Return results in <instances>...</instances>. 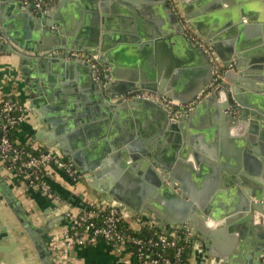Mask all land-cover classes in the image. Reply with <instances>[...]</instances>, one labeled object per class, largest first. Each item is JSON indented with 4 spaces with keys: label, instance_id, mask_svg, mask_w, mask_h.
<instances>
[{
    "label": "crops",
    "instance_id": "obj_1",
    "mask_svg": "<svg viewBox=\"0 0 264 264\" xmlns=\"http://www.w3.org/2000/svg\"><path fill=\"white\" fill-rule=\"evenodd\" d=\"M112 1L118 4L111 0H107V3L100 0L103 3V15L109 19L112 28L106 36L108 55L104 57V66L107 68L109 80L105 84L94 74L95 71L91 65L80 67V69L69 67L68 71L62 73L48 66L42 72L36 70L32 62L35 55L32 50L36 47V41L30 34H27L28 29L29 32L34 33L36 23L33 17L30 20L25 15L8 9L13 2L4 0L3 9H0V12H3L5 26L0 20L1 31L4 30L6 36L17 31L18 36L21 37V46L13 42L15 52L0 50V104L8 99L23 108L25 114L24 121L14 131V140L19 145L40 150L52 148L51 143H56V147L63 148L61 151L55 148L59 155L70 160L80 171L81 168L72 159L66 157V152H73L72 146L76 144L79 147L75 150L79 153L78 160H83V154L84 158L92 157L95 154L94 151L98 150L97 144L102 142L98 137L103 135L104 139H107L106 134L110 131V137L113 142L119 143L120 149L112 152L115 156L111 162L107 163L103 171V187L112 188L119 194L133 196L142 193L146 197L139 211L124 212V220L131 227L142 233H151L165 229L173 231L178 225L179 227L186 225L194 236V244L190 252L191 260L194 262L199 264H238L241 262L245 264L248 260L249 248L242 247L241 230L242 226L250 223L228 222L234 218L233 215H236V212L232 214L230 212L232 210L231 198L236 192L235 187L243 190V186L238 185L234 177H237L238 169L244 178L253 180L254 186L258 184L254 179L264 183V161L261 162L255 155L254 159H248L244 155V144L242 145L237 132V124L242 122L237 119L239 113L236 110L231 112V108L223 110L220 107L228 103V95L223 90V86L215 89L208 96H215L212 103L206 101L208 98L206 97L188 115L176 121L167 119V125L184 124V140L178 141L177 136L182 135L179 127V129H169L165 126L159 136V142L152 146V149L156 150L155 156L158 162L170 164L167 174L177 183L178 188L187 194L184 201L198 206L206 199V208L210 213L220 216L216 220L210 218L209 214L198 211L190 212L188 219L192 217L191 221L178 222L180 215L176 212L177 210H174L170 200L162 196L157 188L154 189L147 179L148 168L152 169L151 166L146 167L148 157H136L140 154L139 150L144 148L145 142L150 139L148 136L152 137V134L157 132L163 118L158 111L165 109L163 106L158 110L146 104H137L134 100L128 101L127 104L123 101L117 103L116 112L111 119L105 116L87 119L90 116L88 112L92 104H100V100L105 101L109 92L129 93L126 91L129 88L128 84L134 80L144 79L146 83L151 81L156 88L163 89L155 93L164 96L166 91L173 99L184 102L186 99L190 100L196 93L195 88L199 87L202 76H204L200 65L187 60L181 46L176 40H172V37L178 35L176 31L180 23L177 12L167 0ZM197 1L179 0V7L191 20L201 19V23L206 24L203 15H197L201 12L200 7L196 6ZM224 1L221 0L218 10L224 12L226 9L234 8V5L240 6L239 0L233 1V4H227ZM130 2L137 3L138 7L133 8ZM213 2L214 0H207L205 5L209 6ZM92 9L89 7L88 0L44 1V11L40 13L56 16L55 28L63 26V38L67 40L70 38L65 49L55 52L61 58L62 63L75 66L74 62H81V60L68 57L67 53L76 50L74 40L79 32L84 34L90 29ZM96 9L101 16L99 8ZM211 9L208 17L214 10L212 7ZM40 13L32 11V14L38 16ZM133 15H138L149 26L152 24L147 19L150 17L156 19L163 24L164 28L169 29L170 36L158 37L151 41L156 45L149 44L148 40H142L140 34L137 33L134 23L130 20ZM231 19V15H225L224 22L220 23L223 26L216 31L221 34L219 40L222 42H230L235 35L240 38L244 36L240 28L241 16L237 18L240 20H233L234 23ZM28 20L35 24L29 25ZM60 21L62 25H59ZM210 22L212 25H205L203 30L206 37L200 35L196 27L191 24L209 46L211 39L209 35H218L212 32L216 21L211 19ZM130 28H132L131 32ZM42 29H44L43 26ZM245 34L251 39L250 31ZM8 38L13 41L12 37ZM0 41L3 42V40ZM47 42L52 45L50 40L47 39L45 43ZM242 58L246 62L244 66L248 67L251 64L250 57ZM151 68H158L157 72L155 70L153 80H150ZM238 71L235 67L224 71L225 88L234 84L233 81L227 79V73H233L231 77H234L239 73ZM208 73L213 74V71L210 72L208 69ZM100 81L109 89L100 86ZM245 83L251 87L255 83L261 89L255 92L250 87L246 89V93L260 95L264 98L263 78L260 80L246 79ZM74 90L84 95L85 98H89L88 101H91V104L86 100H80L76 105L70 102L73 96L68 92ZM58 100L63 102L65 107H70L74 111V116L86 118L84 123L73 125L71 132H67L68 118L50 109L52 103ZM112 103L115 102L112 101ZM56 129L63 130L66 136L63 145L57 143L58 138L54 133ZM261 131L262 128L258 127V132L261 133ZM262 144L264 145V140ZM88 146L90 147L87 148ZM255 159L262 164L255 165L253 163ZM220 163L226 173L220 171ZM45 175L61 202H52L45 198L39 191L29 187L25 181L9 172L0 163V249H3L0 264H43L33 242L5 200L3 193L6 192V187L10 189L13 198L21 204L35 227L52 226L47 233L41 235V239L47 245L53 264H130L132 259L127 251L118 253L108 243L101 240L83 246L74 244L70 247L69 253L62 256L63 261L59 260L60 248L70 235L74 224V219L66 215V209H69L75 216L81 208L102 201L87 188V186L92 187L91 182L81 181L83 175L77 181H73L52 166L45 167ZM256 260L253 258V261L256 262Z\"/></svg>",
    "mask_w": 264,
    "mask_h": 264
},
{
    "label": "water",
    "instance_id": "obj_2",
    "mask_svg": "<svg viewBox=\"0 0 264 264\" xmlns=\"http://www.w3.org/2000/svg\"><path fill=\"white\" fill-rule=\"evenodd\" d=\"M11 1L13 3L8 6V9L14 10L15 13H18L20 15H25V17L30 20H32L31 17H33L34 22L36 23H31V21L28 20L29 25L35 24V31L34 33H32L29 32V29L27 30V34H30V36L33 37V39L36 41V47L32 50V52L35 54L33 56L32 62L34 63L36 70L42 72L43 69L48 66L49 68H54V71L59 70V72L62 73L63 71H68L69 67H72V69L75 67L77 69H80V67L90 66V63L86 60H81V62L76 61L74 62L75 66H69V64L67 63H62L61 58L55 54V52L59 49H65V47H67L70 42V38L69 40L63 38V26L55 28L57 19L56 16L52 17L49 14L43 13H40L39 16L35 15L32 14L33 7L31 4H26L23 0ZM88 1L89 7L93 8L91 10V26L89 30L84 32V34H81L79 32L74 40V48L76 49V51L85 52L88 55H98L103 65H105L104 57L106 58V56L108 55V51H106V48L108 47L106 36L107 32L111 31L112 28L109 24V19H107L103 15V3H101L100 0ZM103 1H106L107 3V0ZM233 1L235 2L236 0H225L224 3L233 4ZM3 2L4 0H0L1 10L3 9ZM111 2L118 4L117 2L112 0ZM206 2L207 0H198L196 2V6L200 7L199 11H201L197 15H203L202 17L203 19H205L206 24H202L201 19L191 20V18L188 17L189 21L196 27L200 35H202L203 37L207 36L203 33V30L206 27L205 25H212L210 22L211 19L216 21V23L213 25L214 29L212 30V32L213 34L217 33L218 35H209V37L211 38L209 40L210 47L222 61L224 66L229 67L230 65L234 64V67L239 70V73L234 77H231V74L233 73H227V79L229 81H233L234 84L227 88H225V86L222 87L228 95V103L226 105H221L220 107L223 110H225L226 108H231V112H233L234 110L238 111L239 115L237 119L241 120L242 122L237 124V132L240 136L242 145L244 144V155L248 157V159H254V155L258 156L262 162L264 161V145L262 144V140H264V98L260 95L258 96L252 93H246V89H250L251 86L248 83L246 84L245 82L246 79H264V0H239L240 6L236 7L234 5V8L226 9L224 12L222 10H218L221 5V0H214V2L209 6L205 5ZM130 4L133 8L138 7L137 3L130 2ZM97 7L99 8L101 16L96 9ZM211 7L214 8V10L208 17L209 12H211L212 10ZM227 14L231 15V20L233 23L235 19L239 17V15L241 16L242 22L240 23V28L242 30L241 33H244L243 38L245 42L243 41V38L237 37L236 35L234 36V39L231 38L230 42H222L219 40L221 34L216 31L218 29H221V27L223 26V24L220 23L224 22V17ZM45 18H48V20H45ZM0 20L2 21V25L5 26V23H3V12H0ZM130 20L134 23L136 31L138 34H140L142 40H148L149 44L156 45V43H152L151 41L156 40L158 37L167 38L168 36H170L169 29L164 28L163 24L159 23L152 17L147 19L148 21H150L152 26L144 23L142 19L138 17V15H133V18ZM238 20L240 19H237V21ZM59 25H62L61 21ZM42 26L44 29L41 30ZM52 27H54L55 29H51ZM178 28L179 29L176 31L178 35L172 37V40H176L177 43L181 46L187 60L200 65V69H202L204 73V76H202V82L200 83L199 87L197 86L195 88L196 93L194 92L195 94L193 93L194 95L190 99L192 100L211 82L214 75L213 65L209 61L207 55L203 51L199 50L189 40L181 24H179ZM0 30H2L1 27ZM261 30L262 34H260ZM131 31L132 28H130V32ZM244 31H250L252 33L251 39L247 37V34H245ZM18 34L19 33L17 31L7 34L8 37L13 38V41L11 40L9 44H5L0 41V50L15 52L13 42L18 43L21 46V37L18 36ZM47 39L50 40L52 45H50L49 42L45 43ZM244 56L250 57L249 62L251 64L248 67L244 66L246 63L245 59L242 58ZM157 69L158 68H151L152 76L150 80H153V78H155V70L157 72ZM208 69H210V72L213 71V74H209ZM99 84L100 86L109 89V87L107 85L104 86L101 81ZM128 86L129 88L126 91L129 92L137 91L140 88L153 92L163 91L161 87H159V89L156 88L153 83H151V81L146 83L144 79L129 82ZM252 88L255 92H258L259 88L255 83L251 87V89ZM122 93L125 92H109L107 98L104 99L105 101L100 100V104H92L88 112V115L90 116H88L87 119L98 118L101 116H105L111 119L113 114L116 112L115 109L117 107V103H112L111 99L113 96L121 95ZM68 94L73 96H70V102H73L75 105L80 100L88 101L89 99L85 98L84 95L76 92V90L69 91ZM164 96L169 99H173L169 93H166V91L164 93ZM213 97L215 96L213 95L211 97H208L206 101L212 103V101L214 100ZM190 100L186 99L183 103H186ZM134 102H136L137 104H146L153 109L160 110L159 108H162L161 104L153 100L135 99ZM88 103L91 104V101H88ZM127 103L129 102L126 101L125 104ZM50 109L55 111L58 115H62L68 118L69 126L66 128L67 132H71V127L75 124H78L80 122L83 124L86 119L74 116V111L70 107H65L64 103L60 102L59 100L55 103H52ZM158 112L163 115V118L159 123L160 126L156 130L157 132L154 134L151 133L153 138L151 136H148L150 139L145 142L144 148L139 150L140 154L136 155L137 158L148 157L146 167H152V169L148 168L147 171L148 181L151 183L154 189L157 188L158 192L162 196L170 200L174 210H177L176 212H178V214L180 215L177 219L178 222L182 220L191 221L192 217L188 219L190 212L194 213L198 211H203L204 213L209 214V217L215 220L219 219V215L210 213V211L206 208V199L203 200V203H199L198 206L193 205L191 202L184 201V199L187 198V194L183 190H181V188H178L177 183H175L173 178L167 174V170H170V164L158 162L155 156L156 150L154 151V149H152V146L159 142V136L160 134H162L161 132L165 126H167L169 129H181L182 135L177 136L178 141H182L185 138L183 135V123L178 124V126L175 124L167 125V119H169L168 110L165 108ZM258 124H260V126H258ZM258 127L262 128L261 133L258 132ZM54 133L58 138L57 143L59 145H63L66 138L63 130L56 129ZM102 134H104V132H102ZM106 135L107 139H104L103 135L98 137L102 142L97 144L98 150L94 151L95 154L92 157L87 156L86 158H84L83 154V160H78L77 157L79 153L75 150L79 147L76 144L72 146L75 152H66V157L72 159V161L79 168H81L79 171L83 175L81 177V181L83 183H85V180L91 182L92 189L89 186H87V188L89 190H92L97 198L102 202L113 205L122 212L133 213L134 211H139L140 207L145 202V194L141 193L139 195L130 196L119 194L112 188L107 187V189L103 187V171L107 167V163L111 162V160L115 156L112 152H117L120 149L119 143L113 142L112 138L110 137V131ZM256 135L257 137L255 138ZM51 144L53 145L52 148H57L59 151L63 150V148L61 149V147H56V143ZM90 146H88L87 148H89ZM66 150L70 151L69 148H66ZM253 161L255 165H260L261 163L258 161V159H255ZM219 165L220 171L226 173L224 168L222 167V164L220 163ZM157 168L159 170H157ZM236 173H238V175L237 177H234V179L236 180L238 185L243 186V190L237 189L235 187L236 192L231 198L232 210L230 212L231 214L236 212V215H233L234 218H231L228 222L235 221L239 223H250L242 226L241 230V238L243 239L242 247L249 248L248 260H246L245 264H264V226H262L264 225V183L254 179V181H256L258 184L260 183L259 185L257 184L256 186H254L252 182L253 180L244 178L238 169ZM225 183H227L226 180ZM5 189L6 192L3 193L5 200L11 207L25 232L33 242L38 253V257L43 262V264H53L49 250L47 249V245L41 239V235L43 233H47L48 229H51L52 226L48 225L35 227L27 213L24 212L21 204L16 201L11 195L10 189L8 187H6ZM176 228L179 229V225ZM163 231L165 233L169 232V230L167 229ZM2 253L3 249H0V259L2 258ZM253 258L257 259L256 262L253 261ZM238 264H241V262H239Z\"/></svg>",
    "mask_w": 264,
    "mask_h": 264
},
{
    "label": "built area",
    "instance_id": "obj_3",
    "mask_svg": "<svg viewBox=\"0 0 264 264\" xmlns=\"http://www.w3.org/2000/svg\"><path fill=\"white\" fill-rule=\"evenodd\" d=\"M23 1L26 4H31L37 13L44 11L45 0ZM167 2L177 12L179 23L189 40L203 51L212 63L214 75L211 82L194 99L186 103L144 89L115 95L111 101L118 103L135 99L153 100L166 108L169 118L176 121L192 112L196 105L202 99L210 96L215 89L224 86L223 73L225 70L234 69V65L224 66L208 42L193 29L189 18L179 7V0H167ZM0 40H3L5 44L10 43L4 30L0 33ZM67 54L74 60L88 61L96 76L105 84L108 83L107 68L102 64L98 55H88L76 50L69 51ZM0 119L4 121L0 124V163L9 172L25 181L29 187L39 191L45 198L52 202H61L60 197L49 184L45 175V167L52 166L73 181H77L82 174L70 160L59 155L55 148L40 150L33 147L16 146L17 144L8 137L7 132L8 129L18 127L24 121L23 108L5 99L0 104ZM66 210V215L74 219V224L70 235L60 248V261H63L62 256L69 253L72 245L83 246L101 240L108 243L118 253L127 251L131 258L134 257V264H172L173 258L177 262H181L180 256L183 251L189 247L192 249L194 244V236L186 225L168 233L164 231L147 234L136 233L137 230L124 220V212L106 202L91 203L81 208L75 216L69 209ZM181 263L199 264L193 260Z\"/></svg>",
    "mask_w": 264,
    "mask_h": 264
},
{
    "label": "trees",
    "instance_id": "obj_4",
    "mask_svg": "<svg viewBox=\"0 0 264 264\" xmlns=\"http://www.w3.org/2000/svg\"><path fill=\"white\" fill-rule=\"evenodd\" d=\"M3 122H4V121L0 119V124H2ZM16 128H17V127L12 128V129H8V132H7L8 137H9L14 143H16V141L14 140V131H15ZM16 144H17V143H16ZM16 146L21 147V148L24 147L23 145H19V144H17ZM135 232H136V233H139V234H147V233H142L141 231H135ZM190 252H191V248H190V247H189V248H186V249L183 251V253H182L181 256H180L181 262H187V261L191 260V253H190ZM131 259H132V260H131L132 264H134V263H135V261H134V257L132 256ZM181 262H177L176 259L173 258V262H172V264H182Z\"/></svg>",
    "mask_w": 264,
    "mask_h": 264
}]
</instances>
